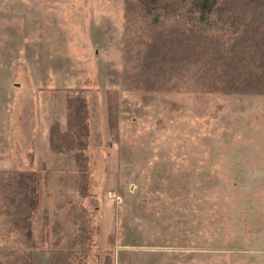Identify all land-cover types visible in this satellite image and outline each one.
<instances>
[{"label": "rangeland", "instance_id": "1", "mask_svg": "<svg viewBox=\"0 0 264 264\" xmlns=\"http://www.w3.org/2000/svg\"><path fill=\"white\" fill-rule=\"evenodd\" d=\"M125 2L0 0V171L39 174L34 264L73 248L74 264H264V97L127 90ZM70 98L87 109L82 197L74 155L49 150ZM16 248L0 218V253Z\"/></svg>", "mask_w": 264, "mask_h": 264}, {"label": "trees", "instance_id": "2", "mask_svg": "<svg viewBox=\"0 0 264 264\" xmlns=\"http://www.w3.org/2000/svg\"><path fill=\"white\" fill-rule=\"evenodd\" d=\"M178 12L186 18L178 20ZM124 31L139 50L137 64L123 75L127 90L264 97V0H126ZM108 115L112 132L116 125ZM88 135L85 101L67 99L65 127L53 123L49 150L74 155L80 197L88 181L83 156ZM38 181L37 172L0 171V218L19 247L0 253V264H34ZM71 213L83 244L87 211L72 205ZM42 220L56 248L62 231L58 216L45 210ZM78 255L74 248L53 250L51 264H74Z\"/></svg>", "mask_w": 264, "mask_h": 264}]
</instances>
